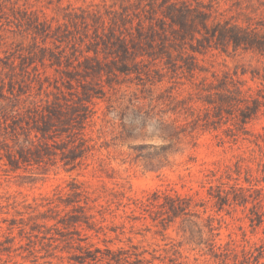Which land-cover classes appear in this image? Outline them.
Masks as SVG:
<instances>
[{"label": "rangeland", "instance_id": "1", "mask_svg": "<svg viewBox=\"0 0 264 264\" xmlns=\"http://www.w3.org/2000/svg\"><path fill=\"white\" fill-rule=\"evenodd\" d=\"M167 5L163 0H0V134L41 146L51 140L35 138L32 128L52 118L53 129L67 132L56 131L52 150L82 138L89 148L73 171L54 163L59 161L54 156L47 165L16 171L0 161V264H74L78 252L64 242L27 237V205L46 194L69 192L72 184L95 200L94 229L81 230L87 239L80 242L75 235L74 245L114 249L132 243L151 250L169 242L162 233L180 241L172 227L164 232L133 204L156 189L176 190L202 204L200 215L214 217L222 240L253 243L264 237V225L254 232L249 226L250 202L217 211L208 196L210 186L219 184L208 171L234 169L239 156L260 175V152L236 127L240 101L263 94L250 75L264 74V56L221 48L207 33L214 24L258 28L264 0H181L172 18ZM188 62L193 72L186 70ZM222 81L230 91L242 92H232L233 99L221 105L218 96L228 94ZM84 92L91 101L87 118L79 120L76 106ZM246 129L249 139L263 133L264 107ZM223 182L249 186L243 172L237 182ZM258 186L264 188L262 182Z\"/></svg>", "mask_w": 264, "mask_h": 264}, {"label": "trees", "instance_id": "2", "mask_svg": "<svg viewBox=\"0 0 264 264\" xmlns=\"http://www.w3.org/2000/svg\"><path fill=\"white\" fill-rule=\"evenodd\" d=\"M163 1L164 4L168 2L167 15L172 18L176 5L181 0H176L177 3L170 0ZM201 25L207 29L206 22ZM259 25L258 28H252L231 23L214 24L209 31H206L210 37L217 41L216 45L221 48L242 49L264 56V20ZM185 66L188 72L194 71V64L189 63ZM242 74H246V72H242ZM250 79L258 81L262 87L260 92L263 94L257 92V96H249V99L240 101L244 104L243 108L238 110L236 130L239 136L243 135V139L257 146L261 158L257 163L256 171L260 172V175L254 176L252 167L245 165V159L239 156L234 164V169L228 167L224 173L208 171L212 178L219 182L216 186H210L208 196L214 200L217 211L233 204L246 206L250 202L252 207L248 220L249 226L254 232L256 228H263L264 225V211L262 210L264 188L258 186L261 182L264 184V131L261 134L252 135V139L246 138L248 135L246 124L264 107V74L252 72ZM221 84L222 89L228 93L218 96L221 105L229 103L233 99L230 95L232 92L236 94L242 92L240 88L230 91L226 81H222ZM86 95L89 94L84 92L85 98H80V104L76 106L79 111L77 114L79 120L87 118L85 111H88L87 103L91 100ZM54 111L55 114L52 115L61 123L63 120H58V116L61 114L57 110ZM53 126L52 118H48L43 120L40 126L32 128L35 138L40 135V138L44 140H51L50 143H44L41 146L34 145L31 140H27V143L30 144L24 146L22 143L18 144L16 138L13 139L7 133L0 134L2 137L0 161L3 162L4 168L16 171L24 166L42 163L47 165L48 162H52L51 157L53 156L54 160L57 157L59 160L54 163L60 162L68 171L79 167L89 151L85 141L82 138L77 144L62 142V145L64 144L66 147L62 146L52 150L51 147L57 145L54 141L56 131L60 134L67 133L62 126L57 129H53ZM8 141H11L12 145ZM69 143L72 146H69ZM56 149L60 151V154L56 152ZM242 172L244 181L249 185L247 188L239 183L223 182V179L237 182ZM234 175L236 177H233ZM32 201L33 204L27 205V208L31 210V214L28 216V222L31 224H24L29 225L30 229L27 237L34 236L41 240H48L51 244L57 241L64 242L66 248L70 247L78 252L73 255L74 264H264V237L253 243H249V240L245 238L242 240L244 243H239L231 238L222 240L220 227L215 225L214 217L203 218L199 213L202 204L196 202L191 196L183 195L176 190L156 189L150 192L146 199H136L133 202L135 207L148 214L154 224H159L164 232L172 227L175 235L181 238L180 241H176L162 233L163 238L169 239V242H166L163 248H152L151 250L132 243L114 249H92L90 246H82L80 243L74 245L73 237L75 235L77 241L81 242L87 239L81 238V230H93L95 217L92 213L95 209V200L89 198L77 184H72L69 192L56 191L52 195L46 194L40 198H34ZM121 204L122 202L119 203V205ZM129 205L124 204L123 207ZM100 208L104 212L108 211L102 205ZM102 210L96 211L100 213L101 218L104 217ZM11 224H15V222ZM24 230V228L20 229V235ZM51 244L49 245L52 246Z\"/></svg>", "mask_w": 264, "mask_h": 264}]
</instances>
